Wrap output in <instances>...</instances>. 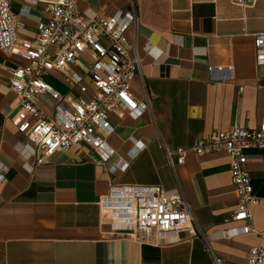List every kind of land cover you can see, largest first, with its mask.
I'll return each instance as SVG.
<instances>
[{
    "label": "crops",
    "instance_id": "crops-1",
    "mask_svg": "<svg viewBox=\"0 0 264 264\" xmlns=\"http://www.w3.org/2000/svg\"><path fill=\"white\" fill-rule=\"evenodd\" d=\"M132 0H78L84 16L130 10ZM138 16L135 42L141 68L131 82L149 108L136 117L110 115L106 141L113 150L104 162L87 146L56 151L36 164L34 144L12 123L18 97L8 88L10 71L22 59L0 49V264H212L208 248L233 264H245L252 246L264 247V206L251 207L254 231L225 237L238 227L225 221L238 205L229 158L224 152L176 159L201 136L237 123L256 128L264 118V64L255 61L254 39L264 32V0L253 6L231 0H133ZM44 0H11L24 22V36L49 17ZM44 80L62 93L64 75ZM53 99L39 95L50 111ZM246 169L253 192L264 198V149L248 152ZM160 185L184 193L197 235L150 241L111 236L99 224L98 200L114 183Z\"/></svg>",
    "mask_w": 264,
    "mask_h": 264
},
{
    "label": "built area",
    "instance_id": "built-area-1",
    "mask_svg": "<svg viewBox=\"0 0 264 264\" xmlns=\"http://www.w3.org/2000/svg\"><path fill=\"white\" fill-rule=\"evenodd\" d=\"M49 17L36 25L33 37L24 36L25 24L12 11L11 0H0V49L18 55L22 64L10 71L8 88L18 97L12 123L34 144L35 163L45 162L56 151L87 146L98 161L113 153L106 136L113 130L110 115L136 117L149 108V98L138 100L131 82L140 73L141 55L126 32L136 30L138 16L134 1L127 11L111 15L84 16L78 0H44ZM257 0H231L253 6ZM54 46L53 52L49 47ZM256 64H264V32L254 39ZM60 72L69 86L55 90L43 75ZM53 99L50 111L43 109L39 95ZM264 149V118L256 128L237 123L225 131L201 136L191 148H177L176 159L165 149L172 169L184 162L188 152L196 155L224 152L229 158L233 190L238 205L225 221H239L238 227L223 232L228 237L254 231L251 207L264 198L254 194L246 163L248 152ZM4 169L0 163V170ZM99 224L111 236L128 235L158 244L177 240L184 232L197 235L190 205L180 188L169 192L160 185L114 183L98 200ZM212 264H233L208 248ZM245 264H264V247L252 246Z\"/></svg>",
    "mask_w": 264,
    "mask_h": 264
},
{
    "label": "rangeland",
    "instance_id": "rangeland-1",
    "mask_svg": "<svg viewBox=\"0 0 264 264\" xmlns=\"http://www.w3.org/2000/svg\"><path fill=\"white\" fill-rule=\"evenodd\" d=\"M54 49H55V47H54V46H51V47H49L48 51H49V52H53Z\"/></svg>",
    "mask_w": 264,
    "mask_h": 264
}]
</instances>
